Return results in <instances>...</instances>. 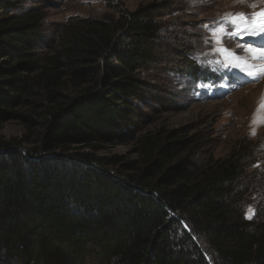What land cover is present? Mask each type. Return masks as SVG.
Masks as SVG:
<instances>
[{"label":"trees","instance_id":"1","mask_svg":"<svg viewBox=\"0 0 264 264\" xmlns=\"http://www.w3.org/2000/svg\"><path fill=\"white\" fill-rule=\"evenodd\" d=\"M11 7L0 0V123L27 132L0 136V264H264V221L238 189L247 148L197 166L191 137L160 130L137 160L69 153L133 125L165 5L79 18L44 48L41 14Z\"/></svg>","mask_w":264,"mask_h":264},{"label":"rangeland","instance_id":"2","mask_svg":"<svg viewBox=\"0 0 264 264\" xmlns=\"http://www.w3.org/2000/svg\"><path fill=\"white\" fill-rule=\"evenodd\" d=\"M11 1V14H41L44 41L40 48L63 25L79 18L117 17V5L130 11L151 3L165 5L159 33L160 54L155 63L141 72L147 84L146 93L143 99L135 100L133 125L116 141L100 143L99 148L76 145L69 153L92 152L107 157L120 155L123 161L137 160L141 156L138 146L142 136L160 130L178 131L191 137L195 146L193 163L197 166L211 155L224 159L245 147L250 154L238 184L242 211L248 220L264 221V72L249 76L239 68H225L229 62L227 54L214 51L219 47L232 50L256 66L249 70L259 71L264 68V59H254L239 46L251 42L254 48H264V34H246L243 39L225 36L222 43H217L212 35V30L229 13L248 14L251 25L253 19L259 18L253 17V13L264 15V0ZM196 68L201 72L195 74ZM73 92L71 88L63 91ZM26 132V126L19 120L0 123V136L7 139L20 140ZM34 143L24 146L28 148ZM184 226L187 228L188 224Z\"/></svg>","mask_w":264,"mask_h":264},{"label":"snow or ice","instance_id":"3","mask_svg":"<svg viewBox=\"0 0 264 264\" xmlns=\"http://www.w3.org/2000/svg\"><path fill=\"white\" fill-rule=\"evenodd\" d=\"M253 17H259L258 19H253L251 25L248 23V14L245 13H229L226 14V19L221 20L216 28L212 30L213 39L217 43H222L225 36L236 37L239 36L243 39L244 35L259 36L264 34V15L258 13H253ZM243 25V26H241ZM207 27V26H205ZM229 27L232 29L229 32ZM219 33V35H217ZM207 43V41H206ZM242 51H247L253 55V58L264 59V48H254L251 46V42L247 45L239 46ZM215 52L226 53V59L229 61L224 65L225 68H239L242 71H247L249 76L258 75L259 72H264V68L259 71H253L249 69H255V65H250L248 61L240 57L236 52L229 50L225 47H219L214 49ZM210 63V62H209ZM219 63V61H217ZM215 71V69H213ZM253 134H255L253 132ZM251 218V217H249Z\"/></svg>","mask_w":264,"mask_h":264},{"label":"water","instance_id":"4","mask_svg":"<svg viewBox=\"0 0 264 264\" xmlns=\"http://www.w3.org/2000/svg\"><path fill=\"white\" fill-rule=\"evenodd\" d=\"M186 223V222H185ZM187 224V223H186Z\"/></svg>","mask_w":264,"mask_h":264}]
</instances>
